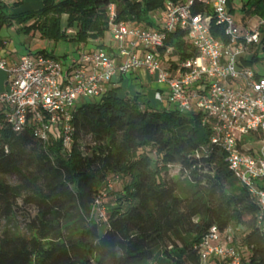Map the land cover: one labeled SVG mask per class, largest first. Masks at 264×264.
Masks as SVG:
<instances>
[{
	"label": "trees",
	"instance_id": "trees-1",
	"mask_svg": "<svg viewBox=\"0 0 264 264\" xmlns=\"http://www.w3.org/2000/svg\"><path fill=\"white\" fill-rule=\"evenodd\" d=\"M166 1L42 0V8L20 12L24 0L0 2V29L15 24L20 32L56 42L101 41L110 33L111 3L118 21L148 26L154 24L151 12ZM238 1L229 0L232 11ZM242 9L264 21V0H246ZM260 33L243 59L247 65L264 63V22ZM183 36H170L174 55L196 56ZM5 41L0 37V47ZM98 48L116 53L102 42ZM30 54L54 57L47 49ZM120 83L111 81L102 97L74 109L75 131L66 149L31 128L0 130V264H202L199 245L214 225L242 229L248 253L242 264H264L259 205L229 168L223 147L212 141L203 113L164 107L156 91ZM113 175L130 181L106 218H97L95 200ZM23 208L32 212L26 232L11 226Z\"/></svg>",
	"mask_w": 264,
	"mask_h": 264
},
{
	"label": "built area",
	"instance_id": "built-area-1",
	"mask_svg": "<svg viewBox=\"0 0 264 264\" xmlns=\"http://www.w3.org/2000/svg\"><path fill=\"white\" fill-rule=\"evenodd\" d=\"M197 7L202 10L197 12ZM156 11L154 24L143 26L118 21L116 4L108 6L116 53L83 50L67 67L56 57L30 53L8 67L3 56L0 69L8 73V82L0 93L5 121L0 130L5 125L14 132L31 128L36 136L58 140L66 149L73 141L74 109L86 99L102 97L115 77L144 69L166 85L167 99L178 109L203 113L212 141L223 147L234 176L257 201L256 218L264 233V74L243 61L260 41L264 21L253 16L239 25L229 0H167ZM177 32L184 33L196 56L174 55L168 41ZM155 97L163 102V91L157 89ZM248 136L251 140L245 141ZM110 179L94 204V213L104 219ZM238 230L212 226L199 245L202 264H242L235 243Z\"/></svg>",
	"mask_w": 264,
	"mask_h": 264
},
{
	"label": "rangeland",
	"instance_id": "rangeland-1",
	"mask_svg": "<svg viewBox=\"0 0 264 264\" xmlns=\"http://www.w3.org/2000/svg\"><path fill=\"white\" fill-rule=\"evenodd\" d=\"M15 0H7L9 3H13ZM59 1V0H57ZM246 2V0H239L237 2V5L235 6V9L233 11V15L235 19L237 20V23L239 25H245L249 21L252 20V15L250 12L244 11L242 9V5ZM43 7L42 0H24L23 4L20 7H17V12L20 11H34L38 10ZM157 14V11H153L150 14V20L154 22V18ZM70 31V29L68 30ZM73 30H71L72 32ZM0 37L4 40H6L8 43L5 46L0 47V52L6 51V61L7 66L10 67L12 63V58H19L21 55L34 53L39 49H47L51 54L54 55V57L58 58L65 67H67L70 64L71 59L73 58H79L80 54L83 50L89 51H96L98 50V44L105 43L107 45L115 46V42L112 40L110 33L107 34V36L101 40V41H89L88 43H82L78 44L75 42H70L66 40L61 41H52L48 39H44L40 37L39 33H36L35 36H32L31 34H26L24 32H20L18 30V25L13 26H3L0 29ZM3 56L0 55V59ZM253 68H255L258 72L264 74V63H254L251 65ZM133 73V72H132ZM131 75V74H130ZM128 74V78L130 77ZM151 79L154 81L153 87L155 88L158 86L163 91V106L164 107H170V108H176L177 104L170 103L167 99V93H166V85L159 84L155 81V77H151ZM126 88L130 89L128 86ZM147 86H137V89L139 91H142L143 93H147ZM150 88V90H152ZM91 99H86L85 101H89ZM196 108H193V111H195ZM260 147V144L256 145V148L258 149ZM110 182L112 187H110L109 194L104 199V205L106 209L108 210L112 205L116 202L117 194L120 193V191L123 188V185L125 183H128L130 179L128 177H121L118 175H113L110 177ZM7 181L9 183L15 184L18 182L17 176H7ZM21 204V202H20ZM32 214V212L28 208H23L18 211L17 219L13 220L11 223V226L15 228V230L26 232L25 228V221L29 217V215ZM95 217L100 218V214H98L97 211L94 213ZM4 224V221H3ZM243 230H238L236 233V245L240 247L242 254L247 257L248 253L246 251V248L241 245V232ZM204 264V263H203Z\"/></svg>",
	"mask_w": 264,
	"mask_h": 264
},
{
	"label": "crops",
	"instance_id": "crops-1",
	"mask_svg": "<svg viewBox=\"0 0 264 264\" xmlns=\"http://www.w3.org/2000/svg\"><path fill=\"white\" fill-rule=\"evenodd\" d=\"M7 41H5V45H7ZM6 51H3V52H0V55L1 56H6ZM18 60V58H12V63L13 64L14 62H16ZM130 75V77L128 78L127 75ZM125 77H126V80H124V82H121L120 83V79H121V75L115 77L113 79V81L117 84H125L126 86H128L130 89H134V90H137V86H147V87H150L152 88L153 86V83L154 81L151 79V77H155L153 74L147 72L146 70L144 69H140L136 72H133V73H128ZM156 81V80H155ZM7 82H8V73L2 69H0V93L5 91L7 89ZM128 82V83H127ZM150 88H147V93L150 90ZM158 89V86H156L155 88H152L153 91H156ZM211 264H216L214 261L211 262Z\"/></svg>",
	"mask_w": 264,
	"mask_h": 264
}]
</instances>
